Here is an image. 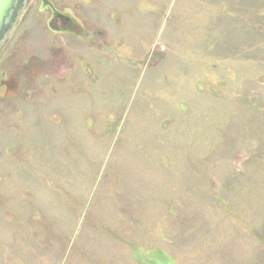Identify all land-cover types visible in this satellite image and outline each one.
<instances>
[{
  "label": "rangeland",
  "instance_id": "obj_1",
  "mask_svg": "<svg viewBox=\"0 0 264 264\" xmlns=\"http://www.w3.org/2000/svg\"><path fill=\"white\" fill-rule=\"evenodd\" d=\"M93 1L88 54L34 0L0 55V264H264V0Z\"/></svg>",
  "mask_w": 264,
  "mask_h": 264
},
{
  "label": "crops",
  "instance_id": "obj_2",
  "mask_svg": "<svg viewBox=\"0 0 264 264\" xmlns=\"http://www.w3.org/2000/svg\"><path fill=\"white\" fill-rule=\"evenodd\" d=\"M92 1L93 0H91V2H87L84 0H73V3L75 4V6H78L79 8H81V7L86 8L85 5H87V7L88 6L90 7L89 3L92 4ZM95 1H96V3H95ZM95 5H96V7H95ZM100 6H103V7L100 8ZM93 8H95V10L93 12H90V11L89 12L92 13V16L94 18H96V17L99 18L98 21H95V19H94L95 24L99 29L103 30V33H106L105 35L108 36V38L112 37L113 39H115L117 41L123 40V39H129V40L136 39V37L134 36V34H136V31L134 29L129 28V25H130L129 21L131 19V16L137 15L136 12L132 15L126 14L125 17L122 19V21H120V20L112 21L110 16H109V12L106 9V8H109L110 11H114V10L119 9L121 11L126 10V12H129V10L131 8L132 9L137 8V5L135 4V0H121L120 7H118L115 4L114 0H94L93 5L91 6V9H93ZM101 11H103V14L100 17ZM49 31L54 36H58L60 38H62L63 36L66 37V35L63 33L62 34L56 33L50 29H49ZM69 35L74 36L72 34H69ZM74 37H73L74 40L76 42H78V45H75V48L79 49L80 45H84L87 48L85 54H88L91 50L93 51L92 47L86 46L85 43L81 39L77 38L76 36H74ZM63 39L65 40V38H63ZM45 41H46V39H45ZM77 52H79V51H77ZM78 54L79 53H76V55H75V53L68 55L64 51V48H60V47L55 48L54 50H51L49 54L46 53L45 56L44 55H42V56L40 55V57L37 56L38 59L36 58L37 60L35 61L36 62L35 63V65H36L35 69L38 72H40V70L43 66L46 67V64L50 65V63H52L53 64V66L51 67L52 75H53V72L55 70H56V74H59V73H57V71H59L60 68L66 69V67L68 68V65H74V64H75L74 66H76V64L78 62H80L79 59L77 60L75 58L76 56L78 58ZM29 57L32 58L33 55L31 54ZM70 59H72L71 62H70ZM52 77L53 76H51L50 78H52ZM51 87L53 89L55 88V90L57 91V94H60V95L62 92H59V91L61 88H63L64 89L63 94L65 95V92H67V96H65V97L68 98L70 96V95L68 96V94H70V89H72V82L70 79H67L66 81H64V80L61 81L58 78V80H55V79L53 80ZM65 97H63L62 99H59V97H58V100H60V102L59 101L56 102V104L58 103L57 106H61V104L63 103L62 100H64Z\"/></svg>",
  "mask_w": 264,
  "mask_h": 264
},
{
  "label": "flooded vegetation",
  "instance_id": "obj_3",
  "mask_svg": "<svg viewBox=\"0 0 264 264\" xmlns=\"http://www.w3.org/2000/svg\"><path fill=\"white\" fill-rule=\"evenodd\" d=\"M57 1L59 0H42L41 2V9L45 8L50 13L47 19V25L50 30L65 35H79L86 40H88L87 36L91 39L96 37V32H85L82 29L80 17L76 15L77 13L74 10L69 7L64 9L57 8ZM87 2H91V0ZM62 23L63 25H61Z\"/></svg>",
  "mask_w": 264,
  "mask_h": 264
},
{
  "label": "water",
  "instance_id": "obj_4",
  "mask_svg": "<svg viewBox=\"0 0 264 264\" xmlns=\"http://www.w3.org/2000/svg\"><path fill=\"white\" fill-rule=\"evenodd\" d=\"M34 0H0V55Z\"/></svg>",
  "mask_w": 264,
  "mask_h": 264
}]
</instances>
